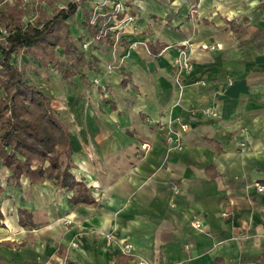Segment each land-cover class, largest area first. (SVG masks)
I'll use <instances>...</instances> for the list:
<instances>
[{
    "label": "crops",
    "instance_id": "1",
    "mask_svg": "<svg viewBox=\"0 0 264 264\" xmlns=\"http://www.w3.org/2000/svg\"><path fill=\"white\" fill-rule=\"evenodd\" d=\"M130 5L121 45L85 53L92 67L71 81L17 59L51 98L95 204L54 180H15L0 160V264H264V0ZM185 42L193 71L179 82ZM149 43L166 48L153 56Z\"/></svg>",
    "mask_w": 264,
    "mask_h": 264
},
{
    "label": "trees",
    "instance_id": "2",
    "mask_svg": "<svg viewBox=\"0 0 264 264\" xmlns=\"http://www.w3.org/2000/svg\"><path fill=\"white\" fill-rule=\"evenodd\" d=\"M29 1L0 0V28L5 32L0 39V160L15 180L27 177L33 184L54 180L74 192L73 204H95L88 188L71 173L69 132L51 98L17 59L32 58L71 81L82 69L92 67L81 48L80 37L73 35L72 20L81 9L90 37L96 38L108 17L101 18V25H91L93 5H86L87 0H68L66 4H59L58 0ZM29 11L35 16L26 22ZM258 33L264 44V30ZM114 35L100 39L97 45L113 48ZM165 48L162 45L156 49L149 43L153 56Z\"/></svg>",
    "mask_w": 264,
    "mask_h": 264
},
{
    "label": "built area",
    "instance_id": "3",
    "mask_svg": "<svg viewBox=\"0 0 264 264\" xmlns=\"http://www.w3.org/2000/svg\"><path fill=\"white\" fill-rule=\"evenodd\" d=\"M25 3H29V0H24ZM79 1V0H78ZM131 0H103L95 2L92 6V16L90 19V24L93 26L101 25V18L108 17L107 20H105L102 23V29L99 32V34L96 36V38H90V40H85V42L82 44L81 48L84 52H87L91 47H93V44H97L96 42L100 39L107 37L114 33V39L115 44L113 49L116 50L119 45H121V39H122V31L123 29L128 26L132 25L136 22L137 15L134 13V10L132 6L130 5ZM136 1V0H134ZM122 17V18H121ZM111 23H115L114 26H112ZM4 32V30H3ZM5 34V32H4ZM142 42H133L131 44L132 48H137L138 46L142 45ZM209 48V47H204ZM214 49L215 47H211ZM174 64L177 67V74L180 76L184 73L191 74L193 71V64L191 61L190 53H187L186 50L182 49L179 53V56L175 58ZM113 68L112 65L109 66V69ZM95 84L99 83L98 79L94 80ZM213 115H217L216 112L212 113ZM180 128L183 132H187L190 129V125L187 123L179 122ZM180 138V137H178ZM178 142L172 137H169L167 139V143L169 145H172L176 149H182L183 145L180 143L179 139H177ZM148 145H143V148H146ZM256 186L258 187L260 192L264 191V186L257 183ZM173 190L175 192H179V188L177 186H173ZM225 217H229V213L226 212L223 214ZM68 224H71L72 221H68ZM193 227L197 230L202 229L201 221L198 219H195L193 222ZM73 246H76L75 243H73ZM134 246L130 243L125 244L123 248V253L126 255H133ZM140 264H150L149 262L145 260H141Z\"/></svg>",
    "mask_w": 264,
    "mask_h": 264
},
{
    "label": "rangeland",
    "instance_id": "4",
    "mask_svg": "<svg viewBox=\"0 0 264 264\" xmlns=\"http://www.w3.org/2000/svg\"><path fill=\"white\" fill-rule=\"evenodd\" d=\"M7 1L12 2V0H7ZM98 1H103V0H87L86 5L91 6V5H93L95 2H98ZM58 2H59V4H66V3H68V0H58ZM133 10H134V8H133ZM192 10H194V9H192ZM134 11H135V10H134ZM136 12H137V11H136ZM172 14L175 16L174 13H172ZM31 15L33 16L32 12L30 11V12H29V16H28V18H30ZM82 15H83V12H82L81 9H79L78 12H77V15H76L75 19H73L72 22H71L73 35L76 36V37H80V39H81V46H82V44L85 42V40H90V38H91L90 35H89V32H88V29H87L86 26L84 25V18L82 17ZM173 15H169V17L171 18ZM28 18H27V19H28ZM122 32H123V31H122ZM3 36H4V32H3V30L0 28V39H2ZM121 36L123 37V34H122ZM95 48H98V45L94 43V44H93V47H91V48H90L87 52H85V53H88V52L91 53V51H93V49H95ZM182 49L186 50L187 53H190L189 42H185V45H184L183 47H181L180 49H178V50H179L178 52L180 53V51H181ZM178 56H179V54H178ZM117 63H120V62H118V60H116V58H114V59H113V64H111V65H112L113 69L115 68V70L121 67V66H120L119 64H117ZM174 65H175V64H174ZM174 70H175V75H176V77L178 78L179 82H181V78H182V77H181V75L178 76V74H177V67H176V66H175ZM184 74H185V73H184ZM31 75H32V74H31Z\"/></svg>",
    "mask_w": 264,
    "mask_h": 264
}]
</instances>
